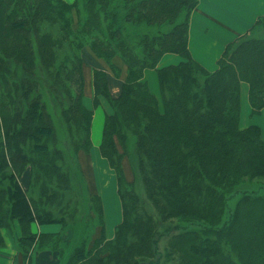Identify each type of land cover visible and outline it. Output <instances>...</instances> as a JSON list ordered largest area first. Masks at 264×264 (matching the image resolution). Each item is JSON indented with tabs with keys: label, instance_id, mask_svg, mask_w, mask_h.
Listing matches in <instances>:
<instances>
[{
	"label": "trees",
	"instance_id": "1",
	"mask_svg": "<svg viewBox=\"0 0 264 264\" xmlns=\"http://www.w3.org/2000/svg\"><path fill=\"white\" fill-rule=\"evenodd\" d=\"M198 3L0 0V247L3 229L18 222L19 252L31 264L40 239L32 223H61L70 240L51 235L43 248L58 251L61 264H264V184L245 181L264 177V138L259 125L240 127L242 82L251 114L264 108V20L211 71L189 48ZM167 52L183 60L158 67ZM87 65L94 107L105 96L113 108L100 146L123 203L112 239L78 158L92 147ZM147 68L158 72L161 101ZM109 70L123 76L118 96Z\"/></svg>",
	"mask_w": 264,
	"mask_h": 264
},
{
	"label": "crops",
	"instance_id": "2",
	"mask_svg": "<svg viewBox=\"0 0 264 264\" xmlns=\"http://www.w3.org/2000/svg\"><path fill=\"white\" fill-rule=\"evenodd\" d=\"M259 18L264 20V0H199L190 20L189 48L192 56L207 69L215 71L219 65L218 60L228 44L247 33ZM182 60L181 55L167 52L161 58L158 67L178 64ZM84 72L86 84L83 101L87 108L93 109L92 147L89 152L81 151L78 158L91 190L99 193L102 197L106 232L107 236L112 238L117 225L123 220V203L119 194L117 174L110 166L109 161L102 155L100 146L103 140L106 116L113 112V108L105 96H101V103L94 107L93 66L87 65ZM144 79L149 83L151 91L160 98L161 89L157 70L147 68ZM109 84L112 95L118 96L121 92L123 76L117 77L109 70ZM99 108L103 109L105 116L103 130H99L96 134L94 126ZM250 110L249 84L242 82L240 126L246 128L253 124L259 125L264 138V118L262 116L264 108L253 118L250 117ZM94 148H98L97 155L94 154ZM30 180L31 169L28 167L21 177V182L27 187ZM104 190H109L108 198ZM107 200L110 204L111 200L117 201L119 207L109 208ZM31 231L41 239V237H49V235L63 234V224L34 222ZM3 234L6 245L0 248V264H27L18 248V239L22 236L19 223L16 222L12 230L4 229ZM64 234L61 237L70 240V232ZM32 251L31 264H61L58 251L41 249L37 245Z\"/></svg>",
	"mask_w": 264,
	"mask_h": 264
},
{
	"label": "rangeland",
	"instance_id": "3",
	"mask_svg": "<svg viewBox=\"0 0 264 264\" xmlns=\"http://www.w3.org/2000/svg\"><path fill=\"white\" fill-rule=\"evenodd\" d=\"M69 1V0H68ZM71 1H73V0H71ZM193 13V12H192ZM190 31V30H189ZM160 100H161V97L159 98ZM162 106V105H161ZM251 111H252V108H251V110H250V117L251 118H253L255 115H252L251 114ZM104 116H105V114H104V111H103V109L102 108H99V110H98V117H97V119H96V122H95V126H94V129H95V133L97 134V132L99 131V130H101L102 129V126H103V124H104ZM263 116V118H264V114L262 115ZM241 127V126H240ZM103 130V129H102ZM95 150H94V154L95 155H97L98 154V148H94ZM68 159H69V161L71 162L72 160H71V157L69 156L68 157ZM126 163H127V168H128V170H127V173H128V176H129V181H132L133 180V175H132V172H131V169H129V166H128V161H126ZM81 169V168H80ZM245 181L247 182V183H251V184H255L256 186L257 185H260V184H264V177H260V178H252V179H249V178H245ZM115 186H116V183H115ZM243 186H245V185H243ZM233 189H236V190H239V189H242V187H235V188H233ZM108 192H109V190H104V193L106 194V197L108 198ZM241 197H242V194H236V195H234L233 196V198L229 201V208H231L232 209V211L233 210H235L236 208H237V204H238V202H239V200L241 199ZM107 206L109 207V208H118L119 207V204H118V202L116 201V202H113V200H111V204H110V202L107 200ZM226 218H227V211L225 212V214H224V216H223V221H225L226 220ZM98 220L99 219H97V221H96V223H98ZM97 227V226H96ZM13 228V227H12ZM12 228H8L9 230H12ZM4 230V229H3ZM66 228L64 227L63 228V231H65L66 232ZM101 230V229H100ZM3 232V231H2ZM64 232V233H65ZM70 232V231H69ZM63 233V234H64ZM68 233V232H67ZM4 235V234H3ZM56 235H59V233L58 234H56ZM98 235H100V234H98ZM210 235L212 236V237H214L215 236V234H213V233H210ZM62 236V235H61ZM5 237V236H4ZM49 237H51V235H49ZM49 237H41V239L39 240V241H36L35 242V244L33 245V246H35V245H37L38 247H42V249L43 248H49V246L51 245V239H53V238H49ZM114 237H115V235H114ZM114 237H112V238H114ZM107 238L108 239H112V238H110V237H108L107 236ZM167 246V242H165V243H163V247L165 248ZM2 247H4V246H2ZM1 248V247H0ZM34 248V247H33ZM32 248V249H33ZM47 250H50V249H47ZM54 251V250H53ZM25 262H27V264H30V262H29V260L28 259H25L24 260ZM32 261V260H31ZM170 263V259H167L166 257H164L163 259H162V261H161V263L160 264H169Z\"/></svg>",
	"mask_w": 264,
	"mask_h": 264
}]
</instances>
